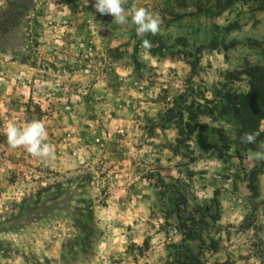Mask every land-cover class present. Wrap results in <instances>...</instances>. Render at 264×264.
I'll list each match as a JSON object with an SVG mask.
<instances>
[{
  "label": "rangeland",
  "instance_id": "obj_1",
  "mask_svg": "<svg viewBox=\"0 0 264 264\" xmlns=\"http://www.w3.org/2000/svg\"><path fill=\"white\" fill-rule=\"evenodd\" d=\"M133 2L159 15L156 35L94 0H0V127L40 120L55 150L41 161L0 134V264H171L173 244L194 264H264V161L246 156L264 151V117L244 144L223 105L264 77V0ZM214 195L217 217L182 243L176 212ZM89 198L91 250L61 258Z\"/></svg>",
  "mask_w": 264,
  "mask_h": 264
},
{
  "label": "trees",
  "instance_id": "obj_2",
  "mask_svg": "<svg viewBox=\"0 0 264 264\" xmlns=\"http://www.w3.org/2000/svg\"><path fill=\"white\" fill-rule=\"evenodd\" d=\"M264 9L263 6L260 7ZM249 75V73H248ZM250 79L251 85L249 90L243 95L227 96L225 105L226 111L236 113L241 117L240 126L237 128V135L240 138L244 132L252 133L254 125L260 116L264 117V77L261 74L253 76ZM222 107V106H221ZM225 109H221L225 112ZM78 179V183L81 186L83 183L92 181V174L85 171L75 175ZM57 183L47 184L41 187V190H54L57 189ZM179 200L175 202L182 203L185 206L184 197L180 193H177ZM206 212L200 213V206L196 205L187 211L186 216H182L179 212L175 214L177 219L176 230L181 235V242L192 241L200 239L203 227H200V222L208 216L209 220L217 217L218 201L216 196L210 200V203L204 206ZM214 209L216 212L215 217L206 214L208 210ZM175 211V210H174ZM73 226L76 227L77 233L73 238L65 239L60 245V257L68 256L70 260L74 259L78 254H88L91 250V244L94 241L95 236L98 234V229L93 223L94 216L92 210V204L90 198L84 205H78L75 211L72 212ZM204 223V222H203ZM206 223V222H205ZM175 246L176 254L172 253L171 264H194L192 262L193 256L191 250L187 244L172 245ZM188 254V255H187Z\"/></svg>",
  "mask_w": 264,
  "mask_h": 264
},
{
  "label": "clouds",
  "instance_id": "obj_3",
  "mask_svg": "<svg viewBox=\"0 0 264 264\" xmlns=\"http://www.w3.org/2000/svg\"><path fill=\"white\" fill-rule=\"evenodd\" d=\"M88 4V0H84ZM128 0H94L92 7L101 15H110L116 24L123 25L128 22L129 17L131 23L136 26L138 36L145 34L156 35L160 31L162 23L159 15L154 14L143 6H138L133 2L129 7H125ZM142 47L150 48L151 41L143 39ZM0 134L6 136L5 147L24 148L31 156L40 158L41 161L54 156V146L47 141L48 133L45 124L33 119L25 122L23 125L8 123L6 126L0 127ZM240 140L244 144L256 143V135L244 132ZM250 161H264V151L249 150L246 154Z\"/></svg>",
  "mask_w": 264,
  "mask_h": 264
}]
</instances>
